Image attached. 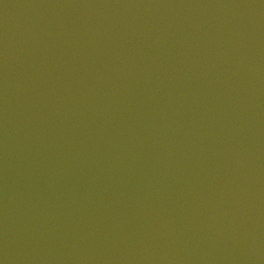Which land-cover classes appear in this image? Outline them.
Returning a JSON list of instances; mask_svg holds the SVG:
<instances>
[{"label": "water", "instance_id": "1", "mask_svg": "<svg viewBox=\"0 0 264 264\" xmlns=\"http://www.w3.org/2000/svg\"><path fill=\"white\" fill-rule=\"evenodd\" d=\"M0 264H264V0H0Z\"/></svg>", "mask_w": 264, "mask_h": 264}]
</instances>
